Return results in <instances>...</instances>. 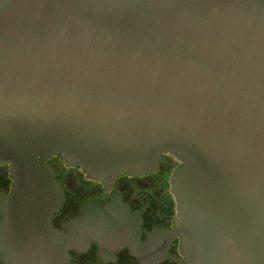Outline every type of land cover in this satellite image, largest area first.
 I'll return each mask as SVG.
<instances>
[{"label":"water","instance_id":"obj_1","mask_svg":"<svg viewBox=\"0 0 264 264\" xmlns=\"http://www.w3.org/2000/svg\"><path fill=\"white\" fill-rule=\"evenodd\" d=\"M164 154L183 263L264 264V0H0V264H75L49 158L108 184Z\"/></svg>","mask_w":264,"mask_h":264},{"label":"flooded vegetation","instance_id":"obj_2","mask_svg":"<svg viewBox=\"0 0 264 264\" xmlns=\"http://www.w3.org/2000/svg\"><path fill=\"white\" fill-rule=\"evenodd\" d=\"M163 157L154 173L123 174L108 184L68 166L60 156L47 160L65 192L63 206L52 219L54 227L68 234L76 219L83 220L81 243L69 251L73 263L184 264L181 238L173 232L178 203L172 184L182 163L171 154ZM11 173L10 164L0 166V194L11 193ZM102 206L110 212L104 213ZM93 226L96 232H88Z\"/></svg>","mask_w":264,"mask_h":264}]
</instances>
